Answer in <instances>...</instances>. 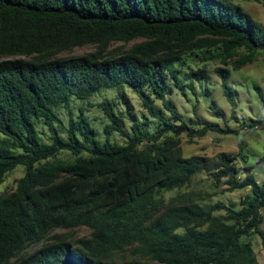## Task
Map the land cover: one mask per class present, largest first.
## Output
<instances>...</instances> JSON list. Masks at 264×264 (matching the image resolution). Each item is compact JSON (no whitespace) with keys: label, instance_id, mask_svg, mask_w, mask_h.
I'll return each instance as SVG.
<instances>
[{"label":"trees","instance_id":"1","mask_svg":"<svg viewBox=\"0 0 264 264\" xmlns=\"http://www.w3.org/2000/svg\"><path fill=\"white\" fill-rule=\"evenodd\" d=\"M141 39L128 51L107 52ZM215 45L221 50L215 56L225 61L244 50L240 64L253 62L264 51V27L226 0H0V186L25 168L15 191L0 194V264H260L247 238L259 235L264 245V182L250 173L239 178L236 156L213 165L185 157L183 133L200 138L234 131L211 122L192 129L166 99L167 74L184 95L186 87L194 91L173 68L180 50ZM85 47L97 51L71 54ZM216 71L230 101L229 70ZM124 87L140 93L160 121L156 130L147 132V124L107 100L99 105L108 119L104 141L82 109L76 116L70 111L67 123L58 113L73 101ZM259 125L264 122L247 127ZM41 129L50 133L48 141ZM113 133L126 143L112 142ZM240 148L244 157L245 145ZM61 152L75 160L52 161ZM203 171L215 182L226 179L229 192H250L238 205L166 202L165 193L188 187ZM82 227L88 237L58 234L46 241L56 230ZM34 245L40 247L27 252ZM128 248L138 259H113Z\"/></svg>","mask_w":264,"mask_h":264},{"label":"rangeland","instance_id":"2","mask_svg":"<svg viewBox=\"0 0 264 264\" xmlns=\"http://www.w3.org/2000/svg\"><path fill=\"white\" fill-rule=\"evenodd\" d=\"M226 1L240 5L255 22L264 27V0ZM140 42H143V40H136L126 45L113 44L109 46L107 52L118 49L121 53V48L128 51ZM95 51H97L95 47H85L71 54L77 56ZM219 51H221L220 45L207 46L187 53H185V49H181L182 57L173 65V68L179 72V80L185 86H194V91L186 87V95H184V92L174 86V81L167 74L168 94L166 99L173 102L183 120L192 129L202 128L204 122H211L218 124L222 129L229 128L234 132L229 134L208 132L200 138L190 137L187 133H183L179 137L180 143L185 157H199L207 165H213L225 156H236L237 161L235 163L239 170V178H244L246 173H250L256 176L259 183H263L264 125H259L257 129H251L247 127V124L254 121L264 122L263 101L261 98V96H264V51L260 52L255 61L244 65L240 64L242 61L241 55L246 54L244 50L240 51V55L226 61L215 56ZM238 64L240 66L236 70ZM218 68L229 70L228 84L234 92V96L230 101L223 91L222 80L216 71ZM192 72H202L204 78L200 81L196 80L195 77L190 79L187 74ZM149 98L156 108L163 109L162 103L156 100L154 96L151 95ZM106 100L115 102L120 110L122 109L126 114H130L139 123L147 124V132L156 130L160 123L159 120L153 119L144 108L140 93L126 87L103 90L90 98L89 101H73L70 108H59L58 113L62 120L67 123L71 114L70 111L76 116L78 110L82 109L98 130L99 138L104 141L106 138L104 128L108 123V119L99 105ZM164 112L167 118L172 119L168 112ZM131 126V123L126 121V128L129 132H131ZM41 133L42 137L48 141L50 137L48 130L41 129ZM63 136L66 137V134L63 133ZM110 139L120 145H124L127 141L118 133H113ZM240 144L245 145L244 157L239 155ZM74 160L75 157L71 153L61 152L52 161L72 162ZM24 174V167H18L9 173L0 186V194L8 195L14 192L18 180ZM227 188L226 179L215 182L210 173L203 171L193 177L188 187L167 192L164 194V198L167 203L173 198H181L192 199L201 205H210L217 202L238 205L250 192V189L229 192ZM262 215L261 230L264 233V209ZM216 216L225 217L226 214L225 212H219L216 213ZM58 234H66L70 240L75 241L79 238L88 237L90 231L83 227L70 231L56 230L48 236L46 241H50L52 236ZM247 240L251 241L258 262L264 264V245L260 236L254 235L247 238ZM39 247V245L31 246L27 252H33ZM113 259L121 263L138 259V256H136L135 248H128L125 251L115 253Z\"/></svg>","mask_w":264,"mask_h":264}]
</instances>
